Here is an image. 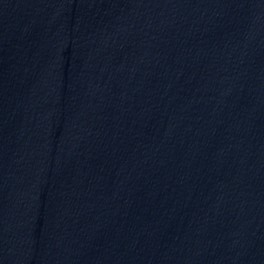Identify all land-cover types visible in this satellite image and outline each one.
Masks as SVG:
<instances>
[{"label": "water", "instance_id": "1", "mask_svg": "<svg viewBox=\"0 0 264 264\" xmlns=\"http://www.w3.org/2000/svg\"><path fill=\"white\" fill-rule=\"evenodd\" d=\"M0 264H264V0H0Z\"/></svg>", "mask_w": 264, "mask_h": 264}]
</instances>
